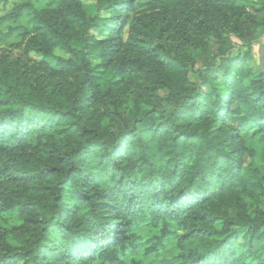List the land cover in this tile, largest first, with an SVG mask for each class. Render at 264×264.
<instances>
[{
    "label": "trees",
    "instance_id": "trees-1",
    "mask_svg": "<svg viewBox=\"0 0 264 264\" xmlns=\"http://www.w3.org/2000/svg\"><path fill=\"white\" fill-rule=\"evenodd\" d=\"M55 1L5 16L39 60L30 82L0 58V161L34 214L0 264H121L146 217L178 264H264V0Z\"/></svg>",
    "mask_w": 264,
    "mask_h": 264
},
{
    "label": "rangeland",
    "instance_id": "rangeland-1",
    "mask_svg": "<svg viewBox=\"0 0 264 264\" xmlns=\"http://www.w3.org/2000/svg\"><path fill=\"white\" fill-rule=\"evenodd\" d=\"M55 0H8L6 4L0 2V58L5 61V64L23 66L30 82H33L34 74L29 71L31 61H38L35 55H26L24 53V44L19 38L20 29L29 25L26 15L22 16L16 22L5 20V16L9 14L16 4L31 3L37 9H43L44 14L47 10L50 11L55 7ZM9 31H14L8 34ZM233 38V35H229ZM234 39V38H233ZM210 49L217 56L219 53L218 45L213 41H209ZM264 49V36L259 43L253 45L251 57L253 65L257 66L261 61L262 50ZM203 62L201 59L195 60V66L191 72L188 73V89L193 91L196 83L199 81L198 72L202 68ZM24 76V77H25ZM165 95L164 91L157 93L156 103H161L160 99ZM133 106V102L129 99L125 103ZM163 108L169 111L170 108L162 102ZM159 121L158 114L150 115L141 126L156 124ZM249 133V129L246 131ZM56 141V140H55ZM60 143V142H56ZM56 143L54 145H56ZM42 146L39 145L38 154L41 152ZM45 152V150H44ZM46 154V153H45ZM26 181L18 177L16 166L12 163L0 161V254L18 253V245L16 243V236H19L18 228L28 222L34 220V214L27 209L20 207L12 208V203L9 198H17L12 193V190L25 191ZM248 205L252 209L253 206L248 200ZM6 209L5 211H2ZM171 233L168 236L161 238V244L157 245L158 239L161 237V225H155L150 218L146 217L143 221L136 223L133 228L134 243L133 247L126 249L125 253L120 257L121 264H178V250L175 247V227L172 225L168 228ZM5 232L7 236L4 238L1 233ZM18 233V235H17ZM6 264H16L10 261Z\"/></svg>",
    "mask_w": 264,
    "mask_h": 264
},
{
    "label": "water",
    "instance_id": "water-1",
    "mask_svg": "<svg viewBox=\"0 0 264 264\" xmlns=\"http://www.w3.org/2000/svg\"><path fill=\"white\" fill-rule=\"evenodd\" d=\"M261 65H262L263 70H264V52L261 54Z\"/></svg>",
    "mask_w": 264,
    "mask_h": 264
}]
</instances>
